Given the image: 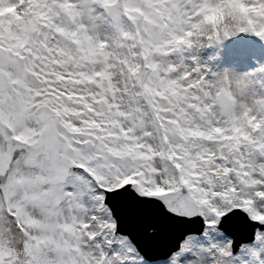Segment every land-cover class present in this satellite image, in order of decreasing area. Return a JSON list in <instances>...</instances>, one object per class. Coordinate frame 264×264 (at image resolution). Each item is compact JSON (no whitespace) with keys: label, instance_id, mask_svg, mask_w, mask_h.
Wrapping results in <instances>:
<instances>
[{"label":"snow or ice","instance_id":"obj_1","mask_svg":"<svg viewBox=\"0 0 264 264\" xmlns=\"http://www.w3.org/2000/svg\"><path fill=\"white\" fill-rule=\"evenodd\" d=\"M0 264H264V0H0Z\"/></svg>","mask_w":264,"mask_h":264}]
</instances>
